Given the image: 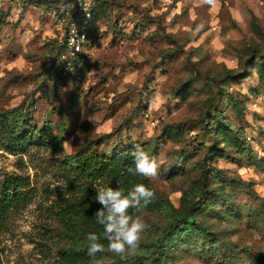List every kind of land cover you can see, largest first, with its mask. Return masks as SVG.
Returning <instances> with one entry per match:
<instances>
[{"label": "rangeland", "instance_id": "rangeland-1", "mask_svg": "<svg viewBox=\"0 0 264 264\" xmlns=\"http://www.w3.org/2000/svg\"><path fill=\"white\" fill-rule=\"evenodd\" d=\"M66 1L0 0V192L18 175L36 190L5 221L0 264H264V0H91L86 65L62 81ZM135 144L154 179L129 172ZM99 183L154 191L129 209L147 224L135 254L108 251Z\"/></svg>", "mask_w": 264, "mask_h": 264}, {"label": "clouds", "instance_id": "clouds-1", "mask_svg": "<svg viewBox=\"0 0 264 264\" xmlns=\"http://www.w3.org/2000/svg\"><path fill=\"white\" fill-rule=\"evenodd\" d=\"M200 2L211 7L216 5V0ZM130 154L134 169L129 168V172L149 179H154L158 175L157 158L150 156L140 144H135ZM94 188L96 191L94 201L102 205L94 213V217L104 229L103 237L109 242L108 251L121 257L126 253L135 254L147 224L141 215L130 214L129 209L139 212L146 207L154 198V191L143 183L135 184L127 194L119 187L114 188L103 183L97 184ZM86 239L89 256L94 257L97 253L105 251L103 243L100 242L101 236L97 233H88Z\"/></svg>", "mask_w": 264, "mask_h": 264}, {"label": "built area", "instance_id": "built-area-1", "mask_svg": "<svg viewBox=\"0 0 264 264\" xmlns=\"http://www.w3.org/2000/svg\"><path fill=\"white\" fill-rule=\"evenodd\" d=\"M95 3L91 0H70L58 9L61 36L52 67L64 78L76 76L86 65Z\"/></svg>", "mask_w": 264, "mask_h": 264}, {"label": "trees", "instance_id": "trees-1", "mask_svg": "<svg viewBox=\"0 0 264 264\" xmlns=\"http://www.w3.org/2000/svg\"><path fill=\"white\" fill-rule=\"evenodd\" d=\"M70 0L64 2L63 4L69 2ZM59 9V8H58ZM98 20V10L95 11L93 17V27L90 31V35L92 37L95 25ZM262 61L264 62V57H261ZM55 73V72H54ZM57 79H61L63 81L64 77L58 73H55ZM231 100H233L231 98ZM22 138H19L18 141H21ZM21 143H24L22 140ZM8 187L5 188L3 191L0 192V233L5 228V221L8 217L12 214L22 210L25 208L31 200L36 195V190L34 187L31 186L30 182L18 175L11 178V181L7 180ZM177 228L174 226H170L165 230V234L163 238L158 241L157 247L162 251L165 247L164 242L166 243L171 234L176 232ZM74 243L72 246V251L76 254L84 253V244L86 240L83 235H73Z\"/></svg>", "mask_w": 264, "mask_h": 264}]
</instances>
